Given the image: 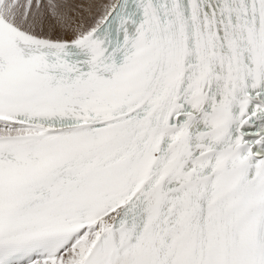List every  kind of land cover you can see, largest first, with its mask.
Segmentation results:
<instances>
[{
  "label": "snow or ice",
  "instance_id": "1",
  "mask_svg": "<svg viewBox=\"0 0 264 264\" xmlns=\"http://www.w3.org/2000/svg\"><path fill=\"white\" fill-rule=\"evenodd\" d=\"M0 264H264V0H0Z\"/></svg>",
  "mask_w": 264,
  "mask_h": 264
}]
</instances>
